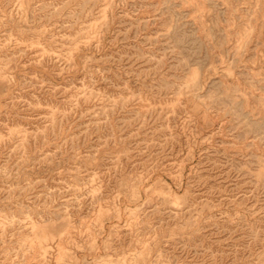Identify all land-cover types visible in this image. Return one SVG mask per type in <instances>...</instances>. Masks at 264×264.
Returning <instances> with one entry per match:
<instances>
[{
	"label": "rangeland",
	"instance_id": "1",
	"mask_svg": "<svg viewBox=\"0 0 264 264\" xmlns=\"http://www.w3.org/2000/svg\"><path fill=\"white\" fill-rule=\"evenodd\" d=\"M0 264H264V0H0Z\"/></svg>",
	"mask_w": 264,
	"mask_h": 264
}]
</instances>
